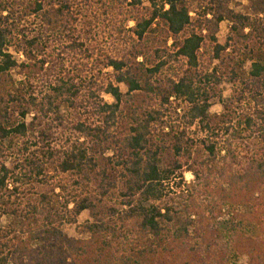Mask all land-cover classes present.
I'll return each instance as SVG.
<instances>
[{
	"label": "trees",
	"instance_id": "obj_1",
	"mask_svg": "<svg viewBox=\"0 0 264 264\" xmlns=\"http://www.w3.org/2000/svg\"><path fill=\"white\" fill-rule=\"evenodd\" d=\"M235 1L0 0V264H264V0Z\"/></svg>",
	"mask_w": 264,
	"mask_h": 264
},
{
	"label": "rangeland",
	"instance_id": "obj_2",
	"mask_svg": "<svg viewBox=\"0 0 264 264\" xmlns=\"http://www.w3.org/2000/svg\"><path fill=\"white\" fill-rule=\"evenodd\" d=\"M241 1H243L244 3V6H246V3H245V0H236L235 1V5L233 4V6H236L237 3H240ZM191 4H192V7L193 8H196L198 3L200 2V0H190ZM237 7V6H236ZM236 9H240V8H236ZM134 24L133 23H130L129 24V27H133ZM230 26L231 24L229 22H224L220 25L219 27V33H218V43L219 45H221L222 47L226 45L227 43V40H228V37H229V34H230ZM249 68V66H247ZM222 91H223V95L225 97H229L231 95V88L229 86H226V85H223L222 86ZM122 90L124 93L127 92V89L125 87H122ZM104 99L107 103L109 104H113L114 103V100L109 97V96H104ZM221 112V109L219 106H216L214 107V109L211 111V113H220ZM185 179L188 183L192 182L193 181V176L191 174H186L185 175ZM86 220H88V214L87 213H84L79 219H78V223L79 224H83ZM8 223H10V220L9 219H5L3 221V225H7ZM64 232L71 238H76L78 237L76 232H75V228L72 227V226H66L64 228ZM247 261L246 259H243L239 264H246Z\"/></svg>",
	"mask_w": 264,
	"mask_h": 264
}]
</instances>
